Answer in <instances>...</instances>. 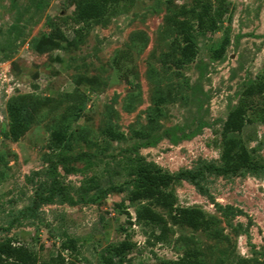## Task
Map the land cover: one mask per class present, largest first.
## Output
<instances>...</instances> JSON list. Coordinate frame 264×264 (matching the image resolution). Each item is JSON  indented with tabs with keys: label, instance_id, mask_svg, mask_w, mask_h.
Here are the masks:
<instances>
[{
	"label": "rangeland",
	"instance_id": "1",
	"mask_svg": "<svg viewBox=\"0 0 264 264\" xmlns=\"http://www.w3.org/2000/svg\"><path fill=\"white\" fill-rule=\"evenodd\" d=\"M78 1L0 0V241L25 244L37 264L60 251L71 264H104L102 252L126 239L133 246L115 264H166L186 251L202 264H264V168L209 175V196L185 180L171 184L176 204L202 208L212 225L176 224L153 201L168 220L162 239L161 227L137 219L149 200L129 199L140 156L171 173L221 164L224 123L242 100L250 120L232 135L264 164V93L243 94L264 77V0H227L216 31H195L197 54L182 65L176 22H196L190 9L200 0L122 1L86 22ZM10 100L34 102L19 140L8 135ZM109 126L126 138L111 139ZM66 128L83 138L63 162L54 157L67 197L30 209L37 192H49L45 158L62 150ZM110 186L120 189L103 193ZM68 237L77 251L62 249Z\"/></svg>",
	"mask_w": 264,
	"mask_h": 264
},
{
	"label": "trees",
	"instance_id": "2",
	"mask_svg": "<svg viewBox=\"0 0 264 264\" xmlns=\"http://www.w3.org/2000/svg\"><path fill=\"white\" fill-rule=\"evenodd\" d=\"M122 1L133 0H79L76 5V17L78 20L86 22L97 20L105 16L110 9L118 5ZM227 0H220L218 7L215 8L209 1H198L197 4L190 9L196 22L184 18L177 20L176 26L179 34L182 36L183 44L180 46L181 57L178 59V64L182 65L190 63L194 60L198 45L196 42L195 31L214 32L222 21L225 13L228 11ZM229 38H225L223 43L214 52L216 58L223 57L229 44ZM264 93V77L258 81L251 82L244 90V96H253ZM32 105L26 107L15 100H10L8 103V114L10 124L8 135L19 140L28 130L32 117ZM33 106V107H32ZM248 106L244 100L235 106L229 112L223 128V149L221 154L222 163L216 164L213 162L203 164L195 169L184 168L176 173L163 170L161 167L154 166L150 162L144 161L140 156L135 168V186L130 192L129 199L132 201L149 200L146 204L138 207L136 216L139 221L148 223L154 227H161L162 231L157 236L162 239L166 235L168 220L164 214L156 210L152 205L154 201L157 205L166 208L171 215L174 223H181L190 226L193 229L209 228L212 225V220L206 215L205 211L200 207L194 206H178L177 196L174 191L168 187L178 180H185L193 184L199 192L205 195H210L207 187L209 175H236L242 170L248 169L254 172L264 168V164L253 158L249 149L242 141L232 135L234 132H240L250 120L247 116ZM260 117L264 121V108H260ZM60 146L62 150L57 154H47L46 160L51 162L50 174L52 177V185L47 194L37 192L34 197L33 206L30 209H35L44 202H52L59 194L66 198V188L57 174L58 165L54 157L57 156V161L63 162L68 158L64 151H71L74 148L75 142L81 141L83 138L76 129H64L61 131ZM105 133L114 140H123L126 138L123 132L115 130L112 126L105 129ZM139 135L143 132L137 131ZM53 148V146H52ZM54 151V149H52ZM55 153V152H54ZM120 189L118 186H110L103 190V193H108ZM122 189V187H121ZM133 246V242L129 239L122 240L119 243L111 244L102 252V260L104 264H115V257L124 256ZM64 250L77 251L78 240L74 237H68L61 245ZM38 254L25 244H17L14 240L8 239L0 241V264H37ZM67 260L63 252L51 256L42 264H71ZM166 264H202L201 260L192 251L186 253L174 260H168Z\"/></svg>",
	"mask_w": 264,
	"mask_h": 264
}]
</instances>
